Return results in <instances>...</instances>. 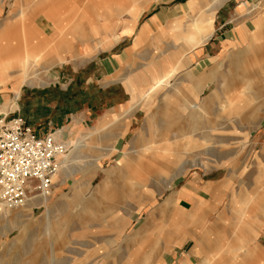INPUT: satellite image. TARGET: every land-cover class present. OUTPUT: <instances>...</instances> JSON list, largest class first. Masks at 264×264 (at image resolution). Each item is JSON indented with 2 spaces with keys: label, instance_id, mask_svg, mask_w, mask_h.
Wrapping results in <instances>:
<instances>
[{
  "label": "rangeland",
  "instance_id": "374dc122",
  "mask_svg": "<svg viewBox=\"0 0 264 264\" xmlns=\"http://www.w3.org/2000/svg\"><path fill=\"white\" fill-rule=\"evenodd\" d=\"M33 1L0 0V46L18 49L7 58L25 57L26 42L33 48L24 27L40 15ZM65 1L76 8L58 15L65 24L93 22V55L121 56L118 73L100 84L129 93L120 109L69 111L49 133L67 145L74 179L54 180L50 202L32 198L24 216L16 214L24 207L0 214V264H264V0H219L214 30L202 29L217 0ZM187 32L200 36L196 47ZM45 47L19 83L47 82L28 78L46 71ZM65 61L50 71L66 83L80 59ZM170 70L166 86L143 98ZM6 85L0 97L13 90ZM106 182L111 192L120 186L97 195Z\"/></svg>",
  "mask_w": 264,
  "mask_h": 264
},
{
  "label": "crops",
  "instance_id": "0c3cea01",
  "mask_svg": "<svg viewBox=\"0 0 264 264\" xmlns=\"http://www.w3.org/2000/svg\"><path fill=\"white\" fill-rule=\"evenodd\" d=\"M64 2L66 1L64 0ZM193 2L194 0L191 1V3ZM33 3L34 10L39 11L40 15L34 22H27L24 26L30 31L31 38L36 40L35 43H32L33 48L29 50L27 47L28 43L26 42L25 57L13 60L11 57L7 58L6 56L10 53L17 52V47H15L14 44H10L8 48L6 46H0V85L8 83L5 88L9 89L11 87L14 90L0 97V116H20L32 128L35 134L44 136L63 126L65 115L69 111H74L76 109L85 111L88 107L90 110L94 109L96 111H100L101 109L108 111L110 109L115 110V108L120 109L119 106L126 102V96L129 91L122 86H102L100 80L104 78H113L116 73H118L120 70L121 56L113 54L102 56V53L93 55V43L95 42L93 41V22L90 23L89 27L84 29L76 25L65 24L64 20L60 19L58 15H65L64 18H68L70 15L74 14L76 8L68 10L66 7H61L63 0H35ZM222 3L223 2L217 0L205 12L204 15L213 16V22H210L211 18L207 16L203 22L204 29L213 28L216 11ZM64 9H66L67 12L61 13ZM135 9H137L138 12L140 10L139 7H135ZM130 13L133 19L137 17V15H134L136 13L134 10L132 12L130 11ZM143 30L147 29L144 28ZM87 31L91 32V35L87 34ZM130 31L132 32L131 29H124L122 34H126L127 36L130 34ZM241 37L243 39V36ZM235 43L239 44L241 42ZM230 45L235 44L232 43ZM45 46L50 47V49L44 52L45 55H47L44 57V62L42 63L43 67H47L46 71H40V73L33 71V74L28 78H46L47 82L35 84L33 80L26 82L23 80V82L19 83V79L27 78L24 75L26 73L24 69L28 61L33 60L35 63H38L43 57L42 53L44 51L43 48H46ZM60 47H63L64 56L58 55V48ZM72 47L76 49L74 53L70 55ZM64 48L66 49L64 50ZM1 56H5L6 58H2ZM34 56L38 57L39 60L36 61ZM71 56L80 59V62L74 64L75 67L76 65L79 67L78 69H73L71 80L65 83L62 81L64 77L62 72H53L50 71V69L58 63L60 65L68 64V62H64V60L65 58L67 60L70 59ZM24 60L25 65L22 66ZM85 60H89L88 64L91 68L89 71H83V69L86 68V64H83L86 63ZM16 63L21 66L16 68L21 69L9 73L11 67ZM82 64L83 66H81ZM128 86L132 91V84L128 82ZM96 89L97 93L93 95V90ZM100 89L105 90L100 91ZM12 93L14 94L13 97L10 95ZM135 109L136 108L131 110L129 105L128 112L131 113ZM72 142V140H69L67 144L71 145ZM113 172L114 171H109L107 177ZM101 186L102 185H100L98 189ZM118 186L120 185H117L115 189L113 188L114 192L105 190L97 195H101L105 192L109 195L114 194ZM57 194H59L58 191H56V195ZM174 205H176L175 202ZM196 251L194 250L193 253ZM208 259H212L213 262L208 263ZM208 259L206 258L202 264H215L216 259L214 257H209Z\"/></svg>",
  "mask_w": 264,
  "mask_h": 264
},
{
  "label": "built area",
  "instance_id": "2783aa9c",
  "mask_svg": "<svg viewBox=\"0 0 264 264\" xmlns=\"http://www.w3.org/2000/svg\"><path fill=\"white\" fill-rule=\"evenodd\" d=\"M67 145L54 135L40 136L20 116H0V205L23 208L48 196Z\"/></svg>",
  "mask_w": 264,
  "mask_h": 264
},
{
  "label": "bare ground",
  "instance_id": "6f19581e",
  "mask_svg": "<svg viewBox=\"0 0 264 264\" xmlns=\"http://www.w3.org/2000/svg\"><path fill=\"white\" fill-rule=\"evenodd\" d=\"M200 25H201V22H200ZM202 26L203 25H201V26H199L198 27V29L200 28H202ZM206 28V27H205ZM197 29V28H196ZM202 30H204V28L202 29ZM197 32V31H196ZM189 32H187V34H188ZM199 33V32H198ZM198 36V35H197ZM187 37L189 38V43L190 44H193V46L192 47H196L199 43H200V41L198 40L199 39V37H198V39L196 38V34H194V33H192V34H188L187 35ZM248 38V37H247ZM246 39V38H245ZM206 40V39H205ZM190 49V48H189ZM252 52H255V51H252ZM256 53V52H255ZM235 57H237V56H235ZM245 58V57H244ZM34 59L36 60V61H38L39 60V58L38 57H36V56H34ZM244 60V59H243ZM24 62H25V60L22 62V66H24L25 64H24ZM232 63H235L234 62V60H233V62ZM233 69H235V70H240V71H243L245 68H244V66H242V65H233ZM173 71H168L166 74H164V75H161V76H158V77H156L155 78V80L150 84V86L148 87V91H146V92H144L143 94L145 95L143 98H146L147 96H149V94H152L153 96L159 91V90H162V88H164L165 86H166V84H167V82H168V78H169V76H170V73H172ZM152 99V97L150 98V97H148V99H146L145 101L147 102L148 100L150 101ZM149 105V104H148ZM138 106V105H137ZM197 106L194 104L193 105V109H198V107L196 108ZM133 109V108H132ZM151 107H148V108H146V111H147V114H148V119H147V123H151V121H150V116L153 114V113H151ZM205 137V136H204ZM69 161L66 159V157L63 159V161L61 162V168H60V171H59V173L57 174V176L55 177V183H54V185H56L59 181H61V178L62 177H64V180H65V182H68L69 180H73L74 179V172L73 171H71L70 173H69ZM117 179V178H116ZM117 182H118V180H117ZM108 183L106 182L105 183V185L104 186H102L100 189H99V192H104V190L106 189V185H107ZM52 196H50V193H49V195L48 196H45V197H41L42 199H40V204H48L49 202H50V200L52 199L51 198ZM74 201L75 200H73V198H70L69 200H68V202H67V204H68V206L69 207H71L72 205H73V203H74ZM32 202V201H31ZM31 202H29V203H27L28 205H25L24 206V208H23V210H19V211H17L16 212V214H19V216H24L26 213H27V208H29L30 206H32V205H34L35 203H31ZM47 212H49V209H47ZM3 214V213H6V214H11V215H15L12 211H5V212H3V210H2V206L0 205V214ZM207 262L208 263H211L212 262V260H207Z\"/></svg>",
  "mask_w": 264,
  "mask_h": 264
}]
</instances>
